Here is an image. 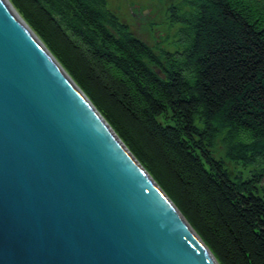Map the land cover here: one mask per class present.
<instances>
[{"label": "trees", "instance_id": "1", "mask_svg": "<svg viewBox=\"0 0 264 264\" xmlns=\"http://www.w3.org/2000/svg\"><path fill=\"white\" fill-rule=\"evenodd\" d=\"M9 1L217 262L264 264V0L170 7L163 58L105 0Z\"/></svg>", "mask_w": 264, "mask_h": 264}, {"label": "water", "instance_id": "2", "mask_svg": "<svg viewBox=\"0 0 264 264\" xmlns=\"http://www.w3.org/2000/svg\"><path fill=\"white\" fill-rule=\"evenodd\" d=\"M21 20L0 0V264H219Z\"/></svg>", "mask_w": 264, "mask_h": 264}, {"label": "rangeland", "instance_id": "3", "mask_svg": "<svg viewBox=\"0 0 264 264\" xmlns=\"http://www.w3.org/2000/svg\"><path fill=\"white\" fill-rule=\"evenodd\" d=\"M189 0H105L106 7L117 19L126 24L129 31L156 55L163 58V53H173L178 48L179 26L170 20L169 9L175 7L179 11H187ZM216 158L223 157L224 151L220 143L213 149ZM229 171L248 178L252 171H259L258 164L249 166L235 165L225 160ZM259 194L264 196V182L259 186Z\"/></svg>", "mask_w": 264, "mask_h": 264}, {"label": "bare ground", "instance_id": "4", "mask_svg": "<svg viewBox=\"0 0 264 264\" xmlns=\"http://www.w3.org/2000/svg\"><path fill=\"white\" fill-rule=\"evenodd\" d=\"M2 1H4V4L6 5V7H8L9 8V10L11 11V13L23 24V22H22V17L19 15V14H17L13 9H12V7L10 6V5H12L11 3H10V1L9 0H2ZM14 8V7H13ZM15 9V8H14ZM20 17H19V16ZM25 22V21H24ZM24 25V24H23ZM66 72V71H65ZM95 108V107H94ZM108 124V123H107ZM109 125V124H108ZM109 127L111 128V126L109 125ZM112 129V128H111ZM113 130V129H112ZM114 131V130H113Z\"/></svg>", "mask_w": 264, "mask_h": 264}]
</instances>
